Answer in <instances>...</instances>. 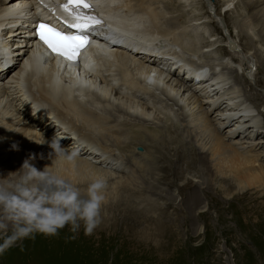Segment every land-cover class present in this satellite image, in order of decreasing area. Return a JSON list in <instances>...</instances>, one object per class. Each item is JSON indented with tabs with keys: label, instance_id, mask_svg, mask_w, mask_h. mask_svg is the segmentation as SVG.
<instances>
[{
	"label": "bare ground",
	"instance_id": "6f19581e",
	"mask_svg": "<svg viewBox=\"0 0 264 264\" xmlns=\"http://www.w3.org/2000/svg\"><path fill=\"white\" fill-rule=\"evenodd\" d=\"M62 1L0 0V180L18 178L26 160L38 170L47 167L78 184L82 192L92 179L106 177L113 189L107 190V200L101 210L102 222L89 235L90 239L93 243L106 242V237L110 241L129 239L131 235L127 233L138 229L135 241L140 244L142 237L146 242L163 239V229L179 225L173 217L178 208L172 201L160 203L159 196L163 195L150 180L176 186L178 180L185 179L184 184L176 186L178 195L184 197L189 189L186 185L190 184L191 189L197 187L194 174L197 165L202 167V174L208 175L212 170L209 154L205 152H210V162L221 176L219 187L234 186L236 182L239 189H245L263 183L264 166L255 167L256 155L235 148L237 142L233 143L239 132L251 129L254 136L262 134L261 128L264 129L253 106L259 96L245 95L236 85L243 77L247 82L246 76L252 71L247 63H242L239 75L240 68L230 60L241 62L237 53L233 58L220 57V63L201 60L209 51L217 53L213 49L217 42H199L195 38L201 29L205 36L210 32L205 25L210 16L207 11L202 12L204 0H177L179 6H184V24L180 23L178 13L166 15L168 12L160 6L164 0H95L104 4V17L110 20L112 17L117 23L111 20L109 28L94 38L92 57L81 67H66L30 45V29H8L10 23L19 24L21 19L25 20L20 25H29L40 9L44 15L49 13L51 19L57 16L65 20L58 9ZM212 6L221 23L224 22L222 14L227 15L233 8L244 10L240 18L236 17L242 21L235 20L228 27L232 31L237 26L242 28L236 32L239 38L240 34L247 40L245 46L240 43L241 54L245 55V62L251 63L250 56L256 60L260 48L254 42L258 38L264 42V32L255 30L258 23L264 30V0H219ZM215 30L211 34H216ZM261 62L264 68V60ZM226 70L236 73L237 82L231 80ZM216 108L219 126L209 116ZM26 113L38 120L35 127L27 122ZM226 124L233 126L223 136L219 129ZM179 128L183 133H178ZM184 134L186 138L191 136L192 141H184ZM55 137L60 139V144L68 146L65 151L77 147L74 151L78 156L68 161L54 154L49 143ZM192 142L199 147L198 157L186 149ZM175 144L173 148L167 147ZM116 146L123 150L121 156L114 152L118 149ZM87 154L88 157H81ZM94 154H99L94 156L96 163L93 158L88 159ZM113 161H117L120 170L126 171L123 180L109 181L111 176L107 170L95 165L107 163L112 167ZM185 173H188L186 177ZM191 193L185 203L195 210L202 202L199 193ZM171 205L173 212L169 209ZM119 219L121 227L120 223L116 224ZM54 239V236L37 234L29 242L24 240V244H48Z\"/></svg>",
	"mask_w": 264,
	"mask_h": 264
},
{
	"label": "rangeland",
	"instance_id": "374dc122",
	"mask_svg": "<svg viewBox=\"0 0 264 264\" xmlns=\"http://www.w3.org/2000/svg\"><path fill=\"white\" fill-rule=\"evenodd\" d=\"M218 1L219 0H210V2H207L204 0V4H202V6L205 5V10L203 9L202 11L203 14L207 11L208 16H210L207 17L205 24L210 32L206 34L207 37L205 34H201L204 30L201 29L197 32V34L200 35L194 37L199 42H207V40L210 42L212 40L213 42L211 43L217 42L215 47H213L217 53L215 55L209 51V53L205 55L206 57H201V60H207L208 62L210 59L211 61L213 60L212 62L220 63L222 60L220 57L230 56V58H233L235 53H237L236 56L239 57L241 62L234 63V59L230 60L231 63L233 62V65L236 64L238 69L240 68L239 75L242 74V63H247L250 66L252 73H248L247 76L245 74L248 81L246 82L243 77L241 83H236V85L238 84V88L243 90L245 95L259 96V100H256L255 104L251 103L256 108L255 114H259L258 122L264 125V68L261 62V60H264V42H261L259 38L257 39L258 42H254L255 44L257 43L256 45H259L257 49L260 48L259 53L262 59L258 56L256 61L250 56L251 58L249 57V60H251V63L245 62L246 60L243 58L245 55L241 54L243 52V47L240 43H243V46H245L247 40L243 39V36L240 34L239 38L236 34V32H240L242 28L237 26L236 29L234 28L232 31L231 27H228L232 25L231 23L235 22L237 18H240L244 10L238 11L233 8L231 11L226 12L228 13L227 15L222 14L221 16L224 19L222 20L224 21L222 22L224 24L223 28V24H219L220 17H216L214 14V6L211 7L213 3H218ZM162 3L160 6L162 10L168 12V14H166L168 17L178 13L181 18L180 23H185L186 16L182 13L184 11V6L182 4L179 6L177 0H164ZM170 5H174L177 8H172ZM217 13H219V9ZM240 21L242 20H237L239 23ZM258 26H256L255 30L257 31L259 28L260 33L264 32L260 23H258ZM213 28L216 29V34H211ZM228 28L229 31H227ZM258 36L257 34L255 37ZM250 40L252 41V39ZM222 46H225L227 50L225 48L223 49ZM214 59L216 61H214ZM226 60H229V58H226ZM226 71H228L227 75L232 77L231 80L237 82L234 80L236 73L231 72V70ZM259 81H263V84H260ZM261 95L263 97H261ZM12 108L13 106H10V109ZM216 110L217 108L210 111L209 116L211 120L219 126V116ZM15 113L17 112L15 111ZM26 115L28 118L27 122L35 127V122L38 120L28 117L27 113ZM144 123L147 124V122ZM148 125H151V123ZM237 125L238 123L234 125L235 128L233 130L236 129ZM225 126L222 125L219 129L223 136L227 135L226 132L228 131V127L233 125L226 124ZM150 127H154V125ZM180 128L178 129L179 134L183 133V131H180ZM250 130L251 129H248V131L243 132L244 134L239 132V135L237 134L234 136L233 143L237 142L234 147L245 150L252 156L256 155L257 161L254 163L256 165L255 167L258 165L264 166V129L261 128L262 134L260 133L254 136V132L251 130L250 133ZM36 131L40 133L43 132V130L39 131L38 129ZM43 134L48 136L45 132H43ZM70 136L71 138L74 137L72 134ZM199 137L200 135L198 138ZM183 140H186V142L192 141L191 136L186 138L185 134ZM175 146H177V144L174 146L167 145V147L172 148ZM62 147L65 149L68 148V146L64 144ZM76 148L66 151L71 153ZM115 148L118 149L114 152L121 156L123 150L117 146ZM186 149H188L191 155L195 154L197 157L201 155L199 147L195 142L187 144ZM154 153L157 155V152ZM206 153L209 154V165L212 170L208 175H205L201 173V166L198 167L197 165L195 167L194 174L196 173L197 179H194L197 187L191 189L190 184H185L189 188L185 191V199H182V195V197L178 195V190L176 189V186L179 184H184L185 179L181 181L178 180L176 186H171L167 183L159 184L153 179L150 180V182L156 186L157 191H161L163 195L159 196L161 200L160 203L164 204L172 201L171 203L174 207L178 208V212H175L176 215H173V217L176 218L179 225L176 227L177 229H163L161 231L162 228H160L164 236L163 239L158 238L155 242L151 240L146 242V238L142 237V243L140 244L135 241V234L138 233L139 230L133 229L127 233L128 236L131 235L129 239L121 238V240H119L116 238L110 241V238L106 237V242L94 241L93 243L89 235H85L83 230L80 229L78 233L73 234L69 228L66 227L64 230H60L59 234L54 236L55 239L48 244L40 245L36 244L37 242H35V244H24L25 241L29 242L31 239L18 242L19 244L13 245L6 249L3 254H0V264H264V181L263 183H258L256 186L246 187L245 189H239L236 182L233 184L234 186L231 185L228 186L229 188H221L218 186V183L220 184L218 180L221 176L213 167L214 163L210 162V152L208 151L205 152V154ZM88 155L89 154L81 155V157H88ZM96 155L99 154L90 155L88 159L92 160L93 158L94 161V156L96 157ZM1 157L2 154H0V161ZM171 157H173V151L171 152ZM94 163L96 162L94 161ZM95 165L98 167L100 166L99 168L104 169V171L107 170V173L111 176L109 181H112L111 179L123 180L125 178L123 175H127L126 171L120 170L121 168L117 165V161L112 162V167H109L107 163L104 164L105 166L99 163ZM3 169L5 171V168ZM185 169L186 168H184V170ZM187 174L188 173H185L183 176L186 177ZM154 177L157 178L158 176L156 175ZM226 177L230 178L229 175ZM210 185L211 189L208 188ZM112 189V186H108V191ZM191 192L199 193L198 197L201 198L202 202L200 206L195 207V210L189 209L187 203H185ZM173 205H171V208L169 207L170 212H173ZM117 223H120V219L116 221V224ZM120 227L116 228L119 229ZM73 235H75L74 239L71 238ZM128 240H130L131 243H129ZM0 243H3L2 234H0Z\"/></svg>",
	"mask_w": 264,
	"mask_h": 264
},
{
	"label": "clouds",
	"instance_id": "9594fccd",
	"mask_svg": "<svg viewBox=\"0 0 264 264\" xmlns=\"http://www.w3.org/2000/svg\"><path fill=\"white\" fill-rule=\"evenodd\" d=\"M49 146L54 154L68 161L77 155L75 151H65L57 137ZM20 169L18 178L0 180V254L37 234L56 236L66 227L75 234L83 227L84 234L91 235L101 224V210L107 200L106 177L92 179L82 192L78 184L47 167L38 170L26 160Z\"/></svg>",
	"mask_w": 264,
	"mask_h": 264
},
{
	"label": "snow or ice",
	"instance_id": "6c2138e0",
	"mask_svg": "<svg viewBox=\"0 0 264 264\" xmlns=\"http://www.w3.org/2000/svg\"><path fill=\"white\" fill-rule=\"evenodd\" d=\"M65 10L88 9L91 8L87 0H67L63 5ZM77 21L70 27L83 32L85 29L96 26L102 23L100 19L93 16L87 18L79 15L75 16ZM40 40L44 42L53 52L65 56L69 60H75L79 51L86 46L87 36L78 34H68L65 31H60L52 26L41 24L38 32Z\"/></svg>",
	"mask_w": 264,
	"mask_h": 264
}]
</instances>
